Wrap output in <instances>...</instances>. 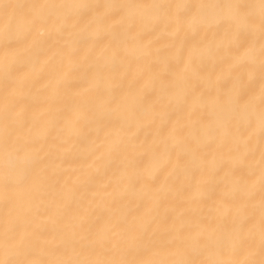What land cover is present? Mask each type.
I'll use <instances>...</instances> for the list:
<instances>
[{
	"label": "bare ground",
	"instance_id": "obj_1",
	"mask_svg": "<svg viewBox=\"0 0 264 264\" xmlns=\"http://www.w3.org/2000/svg\"><path fill=\"white\" fill-rule=\"evenodd\" d=\"M0 264H264V0H0Z\"/></svg>",
	"mask_w": 264,
	"mask_h": 264
}]
</instances>
